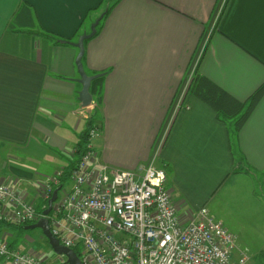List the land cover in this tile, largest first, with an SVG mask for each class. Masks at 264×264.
<instances>
[{
	"label": "crops",
	"instance_id": "0c3cea01",
	"mask_svg": "<svg viewBox=\"0 0 264 264\" xmlns=\"http://www.w3.org/2000/svg\"><path fill=\"white\" fill-rule=\"evenodd\" d=\"M104 10L101 0H0V180L39 204L42 163L66 158L54 172L69 169L91 117L96 160L139 172L154 160L180 214L244 192L264 211V91L239 129L240 113L223 118L188 92L153 155L195 59L194 75L242 102L241 113L264 84V0H116L84 41L83 69L102 77L99 102L83 109L76 44Z\"/></svg>",
	"mask_w": 264,
	"mask_h": 264
},
{
	"label": "built area",
	"instance_id": "2783aa9c",
	"mask_svg": "<svg viewBox=\"0 0 264 264\" xmlns=\"http://www.w3.org/2000/svg\"><path fill=\"white\" fill-rule=\"evenodd\" d=\"M196 62L171 102L155 142L156 157L176 114L185 107ZM92 106L91 100L82 108ZM99 134L97 125L89 130L85 153L70 172V187L58 192L48 215L51 233L59 242L72 249L80 247L82 264H248L244 252L234 255V237L207 208L178 212V205L165 187V170L156 167L154 160L147 162L142 172L98 162L93 141ZM61 172L39 182V198L51 196ZM15 183L0 180V221H37L42 216L37 201L17 189ZM0 259L7 264H48L33 249L11 247L3 237Z\"/></svg>",
	"mask_w": 264,
	"mask_h": 264
},
{
	"label": "rangeland",
	"instance_id": "374dc122",
	"mask_svg": "<svg viewBox=\"0 0 264 264\" xmlns=\"http://www.w3.org/2000/svg\"><path fill=\"white\" fill-rule=\"evenodd\" d=\"M4 157L6 158L5 153ZM66 160L64 158V161L61 160L57 164L42 163L43 170L45 167L46 174L53 176L56 173L54 172L55 169L62 164L64 165ZM30 165L40 169L38 167L40 164L31 163ZM43 179L44 177H39L36 180L41 181ZM69 187L70 182L66 181L59 194ZM246 196L244 192L237 198L238 200H232L231 198L228 199L226 195H220L216 198V203L212 205L213 211H209V213L234 237L235 256L244 252L249 257L248 264H264V211L251 203L249 197L254 198L251 194L248 193V197L245 199ZM4 229L11 233L8 239L17 247L21 248L28 244L27 248L36 251L37 255L41 256L48 264H66L65 257L52 250L39 228L25 230L16 226H9ZM77 249L79 252L80 247Z\"/></svg>",
	"mask_w": 264,
	"mask_h": 264
},
{
	"label": "trees",
	"instance_id": "16d2710c",
	"mask_svg": "<svg viewBox=\"0 0 264 264\" xmlns=\"http://www.w3.org/2000/svg\"><path fill=\"white\" fill-rule=\"evenodd\" d=\"M101 2L105 6V10L102 12V17H104L110 10V8L115 4L116 0H101ZM101 17V18H102ZM97 31V29H96ZM95 31V33H96ZM93 34V36L95 35ZM57 42L60 43H69L70 41L67 39H59L55 38ZM86 40V39H85ZM84 40V41H85ZM83 41V43H84ZM83 58V56H82ZM82 60V59H81ZM102 75H99L98 77L94 78L90 82L89 91L93 97L97 99V102H99L100 99V85ZM264 91V84L261 85L251 96L248 105L242 111L243 103L234 99L231 97L226 91L218 87L216 84L212 83L209 79L205 78L204 76L194 75L191 85L189 87V92H192L194 95H196L199 99L204 101L206 104L211 106L213 109H215L219 115L223 118L231 117L234 115H237L240 113V115L237 117L235 121V128L239 129L243 122L246 120L249 112L251 111L252 107L256 103L257 99L259 98L260 94ZM94 98V99H95ZM96 125L94 123V120L91 119V117L86 121V129L81 134L79 141L77 142V145L75 147V154H76V161L74 164L70 166L69 169L62 170L61 174L58 176V183L53 186V190L55 188H58V192L62 189L65 182L69 180L70 172L73 169L74 165L77 163V161L82 157V155L85 153L86 149V143L88 139V133L89 130ZM166 173V172H165ZM47 199L41 200L39 204H37V210L39 213L42 212V210L46 207ZM50 215V213H49ZM23 225L26 224H13V223H7L4 221H0V229L3 227H9V226H16L20 229H23ZM9 246H13V242H8ZM78 247H74L73 250L75 251L76 255L80 257V251L78 252Z\"/></svg>",
	"mask_w": 264,
	"mask_h": 264
},
{
	"label": "water",
	"instance_id": "95a60500",
	"mask_svg": "<svg viewBox=\"0 0 264 264\" xmlns=\"http://www.w3.org/2000/svg\"><path fill=\"white\" fill-rule=\"evenodd\" d=\"M102 15L103 14H101L100 17L97 20H95V22L93 23V26L91 28L92 30L91 33L88 35L80 36L76 44L79 47V52L76 56L75 63L80 76L79 81L82 85L81 90L78 93V100L80 101L82 106H87L90 104L92 100V95L89 91L90 82L92 79L99 76V74L88 75L83 69L81 62V58L84 51L83 41L93 36V34L96 31V25L98 24ZM57 194H58V188H55L52 191L51 196L47 199L46 207L41 212L42 216L39 217L38 220L33 223L23 225V229L29 230V229L39 228L43 236L47 239V242L52 248V250L56 254L65 257L66 264H82L80 258L76 255L75 251L72 248L62 245L59 242V240L51 233V230L49 228L48 215L51 212L52 203L56 200Z\"/></svg>",
	"mask_w": 264,
	"mask_h": 264
}]
</instances>
